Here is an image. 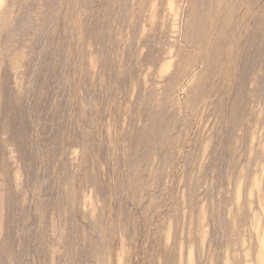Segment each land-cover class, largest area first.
I'll list each match as a JSON object with an SVG mask.
<instances>
[{
    "label": "rangeland",
    "instance_id": "rangeland-1",
    "mask_svg": "<svg viewBox=\"0 0 264 264\" xmlns=\"http://www.w3.org/2000/svg\"><path fill=\"white\" fill-rule=\"evenodd\" d=\"M0 264H264V0H0Z\"/></svg>",
    "mask_w": 264,
    "mask_h": 264
}]
</instances>
